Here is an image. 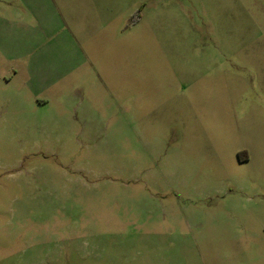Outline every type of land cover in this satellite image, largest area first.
I'll use <instances>...</instances> for the list:
<instances>
[{
    "label": "rangeland",
    "instance_id": "obj_1",
    "mask_svg": "<svg viewBox=\"0 0 264 264\" xmlns=\"http://www.w3.org/2000/svg\"><path fill=\"white\" fill-rule=\"evenodd\" d=\"M0 264H264V0H0Z\"/></svg>",
    "mask_w": 264,
    "mask_h": 264
}]
</instances>
